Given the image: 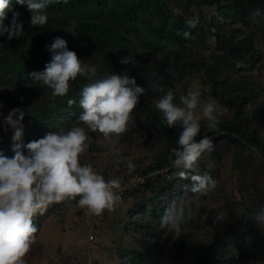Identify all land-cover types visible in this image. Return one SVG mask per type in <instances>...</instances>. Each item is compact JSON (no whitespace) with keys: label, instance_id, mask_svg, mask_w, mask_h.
Wrapping results in <instances>:
<instances>
[{"label":"trees","instance_id":"1","mask_svg":"<svg viewBox=\"0 0 264 264\" xmlns=\"http://www.w3.org/2000/svg\"><path fill=\"white\" fill-rule=\"evenodd\" d=\"M13 7L20 13L23 34L11 41L7 34L0 36V112L4 117L15 108L25 112L23 144L58 128L72 127L82 111L79 99L87 83L84 78L71 82L67 96L53 98L50 89L41 87L30 76L42 72L50 62L46 46L56 38L64 39L68 49L89 67L97 63L98 76L127 73L145 88L128 131L119 138L126 143L136 134L148 151H154L150 141L159 144L149 165L126 175V171L119 173L124 174L122 185L133 176L143 177L141 184L120 194L121 201L135 192L139 194L126 214L128 223L122 227L125 230L132 225V235L138 238L128 245L136 240L138 249L133 245L123 250L124 260L128 264H264L263 231L255 223L245 231H236L252 213L250 206H244L243 214L229 226L214 232L207 244H200L185 232L186 227H195L193 219L182 225L184 231L179 238L160 228L165 207L183 194L184 185L190 181L176 177L178 169L170 163L171 150L178 147L182 129L168 128L154 106L155 100L169 90L174 92V102L179 103V96L201 80L202 97H208L229 115L218 117L219 130L207 133L212 147L198 162L200 172L207 171L216 180V166L222 156L232 153L233 171L244 172L247 163L249 171L263 175L264 23L253 25L248 16L255 8L264 9V0H69L67 4L52 0L46 10L47 23L35 28L31 27L26 7L15 4V0ZM193 18L198 21L194 28L187 24ZM11 19L9 13L6 26ZM185 32L189 33L187 38ZM126 58L129 63H121ZM256 70L263 74L255 76ZM68 100L76 103L69 106ZM205 132L202 127L197 139ZM89 135L92 153L102 134ZM12 136L11 129L0 134V152L8 157L14 155ZM255 187L253 182H246L244 196H252L258 189ZM152 191L154 195L146 197ZM78 199L70 201L81 216L86 212L77 206ZM40 218H34L38 228ZM250 235L252 239L248 240ZM168 254L173 257L169 259Z\"/></svg>","mask_w":264,"mask_h":264},{"label":"clouds","instance_id":"2","mask_svg":"<svg viewBox=\"0 0 264 264\" xmlns=\"http://www.w3.org/2000/svg\"><path fill=\"white\" fill-rule=\"evenodd\" d=\"M67 4L69 0H56ZM52 0H15V4L29 11L31 27L44 26L48 21L47 8ZM11 13L10 25L5 21ZM253 25L264 23V9L255 8L248 16ZM198 21H187L189 27H196ZM7 34L11 41L23 34L20 13L13 7V0H0V36ZM189 36L188 32L184 37ZM51 60L42 72L30 74L34 82L51 90L53 98L65 97L71 82L78 77L87 83L82 87L79 107L82 110L76 124L65 129L58 128L44 137L22 143L25 112L20 108L11 110L3 117V130L13 131L14 155L8 157L0 152V264H26L25 257L36 243L38 227L34 218L43 216L49 206L66 200H77V206L88 214L101 216L113 212L121 202L122 184L119 178L105 179L104 175L90 164H82L93 140L89 133L99 132L106 140L119 138L125 134L133 121V110L139 104L145 88L137 85L135 78L105 73L97 75L96 67H89L74 51L68 49L64 39L56 38L46 46ZM129 63V59L121 61ZM199 89H190L174 102L172 90L155 100V108L163 117L168 128L179 126L178 147L171 150L170 163L178 169L175 176L190 181L184 185L182 195L174 197L165 207L159 219V226L174 238L182 234V225L199 216L191 201L209 196L217 188V181L205 171L200 172L198 162L202 154L212 147L208 132L218 131L220 123L216 115V105L202 100ZM76 103L68 100V105ZM3 105L0 104V108ZM202 126L206 129L202 138L197 139ZM26 150V152H25ZM125 167L135 166L131 158ZM247 215V214H245ZM264 228V207L250 215ZM207 219V214L201 217ZM227 214L217 212L214 222L221 223Z\"/></svg>","mask_w":264,"mask_h":264},{"label":"rangeland","instance_id":"3","mask_svg":"<svg viewBox=\"0 0 264 264\" xmlns=\"http://www.w3.org/2000/svg\"><path fill=\"white\" fill-rule=\"evenodd\" d=\"M92 64L96 69L99 68L97 63L92 62ZM253 73L255 76L263 74L261 70ZM202 88L204 86L201 80L191 85V89L200 90ZM202 100L212 101L208 97H202ZM216 115L224 117L229 115V111L216 106ZM3 132L5 131L0 126V134ZM133 137V141L122 143L120 138L106 140L103 135L100 136L96 141V150L91 153L89 147L88 151L81 156L82 164H90L107 179L114 177L120 179L124 175L119 174L122 171H126V175L135 169L149 165L159 143L155 140L150 141L154 151H148L144 147L143 140L139 139L136 134H133ZM128 158H131L135 166L132 170L125 167ZM221 160L216 166V190L207 197L195 198L191 201L193 210L199 209L200 215L193 218L195 227L191 229L186 227L185 232L200 244H207L213 233L221 226H229V222L243 214L246 206L247 208L250 206L252 211L250 215L264 207V174L252 173L248 170L247 163L244 172L233 171L231 168L232 153L222 156ZM249 181L258 187L254 194H250L252 195L250 197L244 196L246 182ZM146 195V197L153 196L154 192ZM138 196L136 192L133 193L130 197L124 198L115 211L106 212L98 218L90 216L86 211L85 214L83 212V215L79 216L70 200L49 206L44 215L40 216L37 240L25 257L26 264H128V260L123 258V250L132 249L133 245L137 250L136 240L128 244L138 236L132 235L134 229L132 225H127L125 230L122 227L128 223L126 214L137 201ZM234 202L238 204L233 207L229 206ZM217 212L227 214V219L221 223L214 222ZM205 214H207V219L202 220L201 217ZM250 215L239 224L240 227L236 231L241 229L245 231L249 229L250 224L255 223L256 228L261 229L264 234V228L258 225ZM182 229L184 231V226ZM90 235L94 238L91 243L88 242ZM247 239L251 240L252 235ZM246 243L249 242L246 241ZM166 256L171 259L173 254Z\"/></svg>","mask_w":264,"mask_h":264},{"label":"built area","instance_id":"4","mask_svg":"<svg viewBox=\"0 0 264 264\" xmlns=\"http://www.w3.org/2000/svg\"><path fill=\"white\" fill-rule=\"evenodd\" d=\"M143 182V177H140V176H133V177H131V178H129L127 181H126V183L124 184V185H122V192L123 191H127V190H131V189H133L136 185H138V184H141ZM121 192V193H122ZM120 193V194H121ZM90 216H92V217H94L95 218V216H93V215H91V214H89ZM93 236L92 235H90L89 237H88V242L89 243H91L92 241H93Z\"/></svg>","mask_w":264,"mask_h":264}]
</instances>
